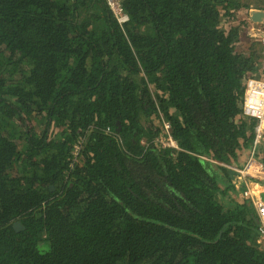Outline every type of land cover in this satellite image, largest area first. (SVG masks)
<instances>
[{
    "label": "trees",
    "instance_id": "obj_1",
    "mask_svg": "<svg viewBox=\"0 0 264 264\" xmlns=\"http://www.w3.org/2000/svg\"><path fill=\"white\" fill-rule=\"evenodd\" d=\"M252 5L0 0V264H264L224 166L264 56L223 22Z\"/></svg>",
    "mask_w": 264,
    "mask_h": 264
},
{
    "label": "built area",
    "instance_id": "obj_2",
    "mask_svg": "<svg viewBox=\"0 0 264 264\" xmlns=\"http://www.w3.org/2000/svg\"><path fill=\"white\" fill-rule=\"evenodd\" d=\"M124 0H106L107 6L113 12L114 17L120 25H125L130 21L129 15L124 11L122 3ZM261 32L262 38H257L263 49L264 56V24H253L250 32ZM256 38V37H254ZM261 75L250 77L245 82V93L242 99V115L254 122L253 140L251 143L250 157L245 166L241 169L233 168L239 174V184L243 182L245 189L242 196L250 201L256 213L259 224L258 243L264 247V189L261 191L260 186L264 185L262 181V172H264V162L261 156L264 147V60L261 65ZM164 135L159 140L162 148H177V144L170 135V123H163ZM261 175V176H260ZM254 180L256 183H253Z\"/></svg>",
    "mask_w": 264,
    "mask_h": 264
},
{
    "label": "crops",
    "instance_id": "obj_3",
    "mask_svg": "<svg viewBox=\"0 0 264 264\" xmlns=\"http://www.w3.org/2000/svg\"><path fill=\"white\" fill-rule=\"evenodd\" d=\"M251 2H253V4L255 5L256 9H261L262 7H264V0H252ZM237 16H240V19L242 20V22L245 19H248L247 18L248 16L246 15V11L243 10V9L240 12L237 13ZM243 23L245 24V21ZM226 24H227V28L226 29H230L231 27H233L232 21H230V19L228 20V22ZM247 30H248V27L245 29V31L243 33V34H246V38L243 41L247 42V43H250L251 42V38L248 36V33L246 32ZM240 43H242V37H240V40H239L238 44H240ZM253 47H252V45H250L249 47L246 48L245 52H243V53L246 54V55H249L250 52L252 51ZM240 119L242 120V118L239 116L237 118V122H240ZM249 146H250V144L246 145V146L242 144L241 149L238 151V158L239 159H238V163L235 164L236 166H240V164L244 163V161H242V159H247L246 156L249 153Z\"/></svg>",
    "mask_w": 264,
    "mask_h": 264
},
{
    "label": "rangeland",
    "instance_id": "obj_4",
    "mask_svg": "<svg viewBox=\"0 0 264 264\" xmlns=\"http://www.w3.org/2000/svg\"><path fill=\"white\" fill-rule=\"evenodd\" d=\"M230 21H232L233 27H237L239 29V32H240V35H241L240 37H242V43H240V44L237 45V50L238 51L245 52L246 48L249 47L250 45H252V47L254 46L255 49H261V47L257 44V42L260 43L257 38H251V42L250 43H247V42H244L243 41L246 38V34H243L244 31H245V29L248 27V31L250 32V29L253 26V24L249 22V19H245L244 20L245 21V24H244L243 23L244 21L242 22V20L240 19V16H237L236 15L233 18H231ZM223 23L226 24L227 23V20H224ZM255 45H256V47H255ZM242 161H247V159H242ZM233 197H235V196H233ZM237 198L239 199L238 201L241 203V201H240L241 199L239 197H237ZM237 198H234V199L237 200ZM242 203H243V201H242Z\"/></svg>",
    "mask_w": 264,
    "mask_h": 264
},
{
    "label": "clouds",
    "instance_id": "obj_5",
    "mask_svg": "<svg viewBox=\"0 0 264 264\" xmlns=\"http://www.w3.org/2000/svg\"><path fill=\"white\" fill-rule=\"evenodd\" d=\"M252 1V0H251ZM253 3V2H252ZM252 7H254V8H252L251 10H254V9H256L255 8V6L254 5H252ZM243 10H245V9H243ZM261 10H264V9H261ZM241 11V10H240ZM246 11V14H248V16H249V11L250 10H245ZM237 14H236V12H235V14H234V16H236ZM233 16V17H234ZM249 31L247 30V33H248ZM250 38H254V37H250ZM258 41V40H257ZM242 115V114H241ZM243 116V115H242ZM246 120H249V121H252V120H250V119H248V118H246ZM252 143V142H251ZM171 148H173V147H171ZM250 151H251V144H250V146H249V153L247 154V160L249 159V157H250ZM261 156H262V159H263V162H264V147L262 148V151H261ZM245 163H242V164H240V166H236L235 164L234 165H224L225 167H228L229 169H231L232 171H234L235 173H236V177L233 179V181H232V184H233V188H234V190H235V195H237L238 197H240V199L241 200H243V201H245V202H248V204L249 205H252L251 203H250V201L248 200V199H246V198H244L243 196H242V193H243V191H244V189H245V185L243 184V182H241L240 184H239V181H240V179H239V174L237 173V171H235L233 168H236V169H241V168H243L244 166H245V164H246V162L247 161H244ZM253 181V183H256L254 180H252ZM262 181H264V175L262 176ZM233 194V196H235L234 195V193H232ZM234 198H237L236 196L234 197ZM248 200V201H247ZM253 206V205H252ZM255 210V209H254ZM256 214V213H255ZM260 245V244H259ZM261 246V245H260ZM262 248H264L263 246H261Z\"/></svg>",
    "mask_w": 264,
    "mask_h": 264
},
{
    "label": "water",
    "instance_id": "obj_6",
    "mask_svg": "<svg viewBox=\"0 0 264 264\" xmlns=\"http://www.w3.org/2000/svg\"><path fill=\"white\" fill-rule=\"evenodd\" d=\"M249 22L252 24H258V25H263L264 24V10L261 9H254L249 11ZM249 37H256V38H262L263 34L261 32H248ZM246 82V80H245ZM242 107V105H241ZM241 118L246 119L242 115H240ZM14 228L17 231L23 230L24 226L20 223L17 222L14 224Z\"/></svg>",
    "mask_w": 264,
    "mask_h": 264
},
{
    "label": "flooded vegetation",
    "instance_id": "obj_7",
    "mask_svg": "<svg viewBox=\"0 0 264 264\" xmlns=\"http://www.w3.org/2000/svg\"><path fill=\"white\" fill-rule=\"evenodd\" d=\"M260 189H264V185H261V186H260Z\"/></svg>",
    "mask_w": 264,
    "mask_h": 264
},
{
    "label": "bare ground",
    "instance_id": "obj_8",
    "mask_svg": "<svg viewBox=\"0 0 264 264\" xmlns=\"http://www.w3.org/2000/svg\"><path fill=\"white\" fill-rule=\"evenodd\" d=\"M261 174H263L264 175V172H262ZM261 191H263L262 189H261ZM264 192V191H263Z\"/></svg>",
    "mask_w": 264,
    "mask_h": 264
}]
</instances>
